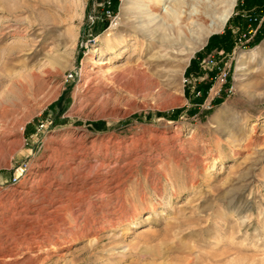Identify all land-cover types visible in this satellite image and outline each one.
<instances>
[{
	"label": "rangeland",
	"instance_id": "obj_1",
	"mask_svg": "<svg viewBox=\"0 0 264 264\" xmlns=\"http://www.w3.org/2000/svg\"><path fill=\"white\" fill-rule=\"evenodd\" d=\"M72 1L0 0V264H264V0Z\"/></svg>",
	"mask_w": 264,
	"mask_h": 264
},
{
	"label": "bare ground",
	"instance_id": "obj_2",
	"mask_svg": "<svg viewBox=\"0 0 264 264\" xmlns=\"http://www.w3.org/2000/svg\"><path fill=\"white\" fill-rule=\"evenodd\" d=\"M148 1H150V3L151 2H153V5H156V6H159V7H162L163 6V3L165 2V4H166V2H168V1H166V0H145V1H143V5L141 6V11H145V9H147V8H145L146 7V4H147V2ZM72 3H73V1L72 0H57V3H56V7L58 6V7H60V9H63V10H65V11H68V9H70V8H72ZM149 3V6H148V10L149 9H151V4ZM166 10H168V9H166ZM228 11H225L219 18H217V20H216V22L214 23V28L215 29H218V28H220V27H222L226 22H227V19H228ZM184 20H186V19H188L190 16H189V14H187V13H184ZM180 19H181V17H178V19L175 21V24H173L172 26H171V30H172V32H173V38H169V37H167L166 39H165V41L163 40L162 41V43H161V46H163V47H170V48H172V47H174V46H176V45H179L178 43H176L178 40H180V42H182L181 40L183 39L182 37V35L184 34V33H186L184 30H183V32L184 33H182V28H181V26H180V23L181 22H183V20L182 21H180ZM189 30V29H188ZM185 37V36H184ZM188 37V36H187ZM184 40V39H183ZM184 42V41H183ZM184 45V44H183ZM180 47L182 46L181 44L179 45ZM189 56V55H188ZM185 57V56H184ZM94 66H95V68H102V67H104V66H106V65H109L110 63H109V61H107V60H96V61H94ZM126 66H128V65H126V64H123V65H120L119 67H120V69H122V70H120L119 71V73H116V70H118L117 68H119V67H115L114 69H111L112 71L111 72H114L113 74H114V76L113 77H107V78H160V73H159V71L158 70H155L154 71V74H148L147 72H146V70L144 69V68H141V66L139 65V66H136V67H134V68H129V67H126ZM125 67V68H124ZM118 72V71H117ZM177 71L176 70H174V71H172V77L173 78H178V76H177ZM89 74V73H88ZM116 74V75H115ZM169 77V76H168ZM92 79V78H91ZM94 80H96L95 78L94 79H92L91 81H89L90 83L89 84H91ZM154 83H156L155 81H154ZM89 84H87V86H86V89L90 86ZM90 90H87L86 91V93H90V91H91V88H89ZM58 169V168H57ZM57 169H55V167H54V171L55 170H57ZM53 172V171H52ZM57 171H55L54 173H56ZM51 173V172H50ZM55 176V175H54ZM98 177V176H97ZM109 178L110 177H108V180H109ZM99 179H100V182L102 181H104L105 180V177H99ZM112 179V178H111ZM110 179V180H111ZM106 181V180H105ZM108 183V182H107ZM101 184V183H100ZM73 190H75V185H73ZM111 187V186H110ZM64 188V187H63ZM115 188V187H114ZM114 188H110L109 190H108V193L110 192V191H112V190H114ZM101 193H107V192H103V191H101ZM104 195L105 194H101V196L100 197H98L99 199H102L103 197H104ZM107 197H108V195H107ZM50 209H51V212H50V215H52L53 217L54 216H56L57 215V212H59V210H61L62 209V205H61V203L59 202V201H57V202H50ZM113 213L111 212V211H109V210H106L105 211V217L108 219V220H106L105 221V219L104 218H102V220L103 221H105L107 224H108V226H113V224L114 223H112V220H111V218H113ZM61 218V217H60ZM110 218V219H109Z\"/></svg>",
	"mask_w": 264,
	"mask_h": 264
},
{
	"label": "built area",
	"instance_id": "obj_3",
	"mask_svg": "<svg viewBox=\"0 0 264 264\" xmlns=\"http://www.w3.org/2000/svg\"><path fill=\"white\" fill-rule=\"evenodd\" d=\"M261 20L262 19H259L258 20V24H260L261 23ZM254 21H256V20H254ZM255 31V30H254ZM254 31H247V35H249V34H253L254 33ZM244 37H246V35H242V38H244ZM237 42H238V45H241V42H240V40H237ZM218 69V68H217ZM219 70V69H218ZM225 78H226V75H225V73L224 72H221V73H218L216 76H215V78H214V84H215V86L217 87V88H220L223 84H224V81H225ZM217 79V80H216ZM218 92V91H217Z\"/></svg>",
	"mask_w": 264,
	"mask_h": 264
},
{
	"label": "trees",
	"instance_id": "obj_4",
	"mask_svg": "<svg viewBox=\"0 0 264 264\" xmlns=\"http://www.w3.org/2000/svg\"><path fill=\"white\" fill-rule=\"evenodd\" d=\"M111 1H112V3H115L116 2V0H111ZM253 12H257V13L264 12V6H262V4H261V6H259L255 10H253ZM263 25H264V21L262 22L261 27H263ZM257 32H259V31L257 30ZM208 88H209V84L199 85L198 89L200 90V93H201L200 94V99H202L204 97V95H205V93H206V91H207Z\"/></svg>",
	"mask_w": 264,
	"mask_h": 264
}]
</instances>
